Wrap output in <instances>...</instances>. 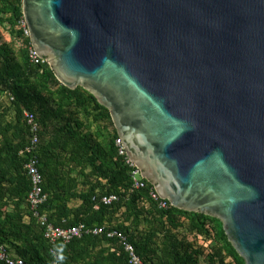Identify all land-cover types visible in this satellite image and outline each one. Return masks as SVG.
<instances>
[{
    "label": "water",
    "instance_id": "1",
    "mask_svg": "<svg viewBox=\"0 0 264 264\" xmlns=\"http://www.w3.org/2000/svg\"><path fill=\"white\" fill-rule=\"evenodd\" d=\"M23 14L159 197L219 219L264 264V0H23Z\"/></svg>",
    "mask_w": 264,
    "mask_h": 264
},
{
    "label": "trees",
    "instance_id": "2",
    "mask_svg": "<svg viewBox=\"0 0 264 264\" xmlns=\"http://www.w3.org/2000/svg\"><path fill=\"white\" fill-rule=\"evenodd\" d=\"M24 21L23 0H0V245L25 264H131L124 242L106 233L46 238L28 203L26 164L36 156L48 196L37 211L49 224L120 231L146 264H245L219 219L168 201L162 207L147 180L134 188L110 111L82 87L60 83L50 65L31 61ZM30 119L39 127L33 154L26 152ZM113 195L118 201L106 205Z\"/></svg>",
    "mask_w": 264,
    "mask_h": 264
},
{
    "label": "built area",
    "instance_id": "3",
    "mask_svg": "<svg viewBox=\"0 0 264 264\" xmlns=\"http://www.w3.org/2000/svg\"><path fill=\"white\" fill-rule=\"evenodd\" d=\"M23 25L26 28V34L29 36V31H28L25 21ZM29 57L31 61L36 65H41V64L50 65V63H48L47 60L40 58L36 54V51L33 48L32 44H31V48L29 51ZM29 123L31 125V131H32L33 136L31 138L30 147L26 149V152L29 154H33L37 151V148L39 145V135H38L39 127H38V124L35 123L33 119H30ZM117 146L119 148L120 154L127 157V163L134 169V171L132 172V176L134 180V188L139 189V188L146 187V182H145L146 179L142 177L141 170L127 156V152L124 148V145L121 139L117 141ZM26 170L33 183L32 190L30 191L29 196H28V203L31 207V210L34 213V216L38 218L40 223L46 228L45 236L47 239H49L53 243L58 240H63L64 242H70L76 237H82L84 234L100 235V234L106 233L108 238H119L122 240V242H124L125 251L129 255L131 264H146L137 254L135 247L131 243L126 241L125 235L120 231L113 230V231L107 232L104 227L90 228L83 224L79 226L69 227V228L55 227L52 224H49L47 222L46 217L39 216V213L37 211L38 208L44 202H46V200L48 199V196L47 194L44 193V189L42 186L43 176L39 171L38 161H37L36 156L31 158L30 161L26 164ZM152 197L157 200L158 199L162 200L163 201L161 203L162 207L164 208L167 207L166 200L161 199L159 195L156 193V191L152 193ZM116 201H118V196L116 195L107 196L103 198V202L106 205H111L112 203ZM0 262H4L6 264H25V262L22 259H17L15 257H12L10 253L8 252V249L5 246H1V245H0Z\"/></svg>",
    "mask_w": 264,
    "mask_h": 264
},
{
    "label": "rangeland",
    "instance_id": "4",
    "mask_svg": "<svg viewBox=\"0 0 264 264\" xmlns=\"http://www.w3.org/2000/svg\"><path fill=\"white\" fill-rule=\"evenodd\" d=\"M1 31V30H0ZM1 33V32H0ZM7 38H9V36H7Z\"/></svg>",
    "mask_w": 264,
    "mask_h": 264
}]
</instances>
